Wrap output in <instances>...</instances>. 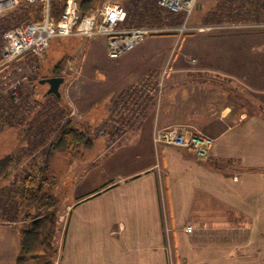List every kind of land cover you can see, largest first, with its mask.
Returning a JSON list of instances; mask_svg holds the SVG:
<instances>
[{"label":"crops","instance_id":"obj_1","mask_svg":"<svg viewBox=\"0 0 264 264\" xmlns=\"http://www.w3.org/2000/svg\"><path fill=\"white\" fill-rule=\"evenodd\" d=\"M149 37L154 38L138 45L141 53L114 61L127 71L107 70L101 103L86 96L88 105L77 107L84 121L106 116L111 124L103 134L106 144L120 143L98 159L107 167L101 184L78 159L68 166L78 191L58 210V264H264V55L257 64L255 52L264 51V41L250 40L245 64L242 54L217 49L214 67L202 63L203 57L194 67L187 53H169L172 40ZM30 58L37 57L28 53L20 59ZM231 60L239 62L238 69L229 68ZM148 78L157 84L130 92ZM0 83L4 99L8 94ZM4 102L9 109L10 102ZM40 107L39 119L51 118L48 110L59 108L51 119L62 123V103ZM3 118L4 124L16 125L11 114ZM176 123H189L214 138L206 158L154 145L155 130Z\"/></svg>","mask_w":264,"mask_h":264},{"label":"rangeland","instance_id":"obj_2","mask_svg":"<svg viewBox=\"0 0 264 264\" xmlns=\"http://www.w3.org/2000/svg\"><path fill=\"white\" fill-rule=\"evenodd\" d=\"M103 1L105 0H101L96 7L102 4ZM118 1L122 2L125 6L129 4V0ZM221 1L222 0H198L187 19V29L182 31L178 29V27L183 25V21L180 25L171 27V30L153 36H160L165 40L166 44L172 40L169 53H187V57H190V60H194L192 61L195 64L194 67H197L196 65L201 63L200 58L202 57L206 59L203 60L202 63L214 67L216 64L214 58L217 49L218 53L224 52L229 55L235 53V56L242 54L243 57L241 58L245 60H241L243 63H240L245 64L244 61H246V52L248 51L250 40L251 42H255L256 45L264 41V28L245 26V24H259V22L252 20L236 22L243 25L241 28L223 26L231 24L228 22L221 25L206 23L205 21L210 20L212 13L215 12L217 5ZM8 12L10 11H7L5 14ZM149 38L151 39L154 37H148V40ZM88 39L80 37H63L60 38V40L56 39L51 43L42 58L18 59L10 67L12 71L11 77L15 79L13 81L15 82L19 79L22 82L15 90H6L7 93H4L8 94V96L12 94L15 96L14 99L11 97L9 112L11 116L14 117V120H17L14 122L16 125H11L9 123L4 124L3 120L0 119V159L10 154L15 158L16 162L12 173L7 178L0 180V264L15 263L16 256L20 250V229L28 223V220L26 222L23 221L21 217L22 209L20 210V207H18L20 190L17 188V185H19L24 170H36L39 165L42 164L41 162H43L46 151L56 136L57 132H55V129H57L59 125L63 124L68 119H72L76 126L90 129V132L95 138V145H93L91 149H87L84 155L78 159L79 166L84 167V170L85 166H90V168L88 167L86 170L89 171L90 174L94 172L91 176L95 178L97 184H101L102 181L106 179L107 167H104L101 163L103 160L100 156L104 155L105 151H109L107 149H112L119 145L120 142L118 140L117 142H110V144L107 142L106 144V136L103 134L106 130H111V124L108 120H104L106 116L91 123L89 121H84V117L81 116L78 108L88 105L89 99H86V96H92L91 98L94 99L91 100H94L95 103H101L102 97L106 95L104 92L106 86L109 84L104 82V75L107 70L108 72L116 70L114 74H121L127 71L128 66H123L120 69L114 63L117 59L113 60L108 57L106 53L105 37L96 36L90 40ZM148 40L146 39L142 44L147 43ZM163 47L164 46H162V48ZM162 52L165 53L166 50ZM255 52L257 53V64L258 62L263 63L262 57L264 51L255 50ZM138 53H141L139 46L125 53L121 58L125 59ZM258 53H261V55ZM231 61H228V63H230L228 64L229 68L238 69L240 66L239 62L237 60L235 62ZM57 64H61V67H56V69L61 71L60 75L54 73V68ZM90 74H92V76H90ZM160 75H163V72ZM53 76H61L64 78L63 83L60 85V97L47 94L49 85L40 82L41 79ZM115 79H117V77L113 78V80ZM141 83L142 81L131 86L130 92L136 91L137 88L145 84V86H152L153 84L155 86L157 81L148 78L144 82V85H140ZM41 103H62L64 111H62L61 117H58V119H61L62 123L60 124L56 122L57 120L55 121L50 118L53 121V125H50V120L47 122L46 116L39 119L41 117L39 112H42L40 111ZM99 104L96 105L99 107ZM32 106L34 108H31V111H29ZM13 107H17V109L14 110ZM72 108L75 109L74 113H72ZM59 110V108H53L48 111H51V116L56 119L54 111L58 112ZM88 122L90 123L89 125ZM180 124L198 131L194 125L189 123H176L165 128L178 126ZM163 129L164 128H159L154 132L153 143L155 146L165 144L155 141L156 132ZM40 130H42V133H40ZM90 151L91 153L89 154H93L92 157L87 154ZM59 155L60 157H58ZM119 156L120 153L113 157L112 160L119 159ZM99 158L101 161H99ZM62 160H64V162H62ZM65 160L67 163H65ZM73 161V159H70L60 152H55L53 157L49 160L57 181L52 191L59 198L58 210L62 208L63 202L66 203L74 200L78 191L77 187H74L69 181V178L74 176V170L68 167ZM92 162L93 165L91 164ZM157 166L161 175L163 193H165L163 178L165 173L161 165L158 164ZM120 169L122 170V166H120L119 170ZM109 171L112 172L110 165ZM12 199L13 202H11ZM191 225L193 227V224ZM187 226L190 225L188 224ZM166 232L169 244L173 246V232H170V230L168 231V228ZM60 233L61 225L58 226V231L55 236V242L57 244L59 243L58 238L60 237ZM58 260L59 252L55 264H58ZM174 264H177L176 261ZM178 264H186V262L178 261Z\"/></svg>","mask_w":264,"mask_h":264},{"label":"trees","instance_id":"obj_3","mask_svg":"<svg viewBox=\"0 0 264 264\" xmlns=\"http://www.w3.org/2000/svg\"><path fill=\"white\" fill-rule=\"evenodd\" d=\"M78 1L81 14H85L91 8H95L101 0ZM65 3L66 0H50V12L55 18L60 16ZM43 8V3L29 4L20 0L13 10L2 16L0 18V49L3 44L2 36L6 30L21 24L41 22L44 18ZM211 16L210 20L205 21L206 23L221 25L226 22L250 20L264 22V0H222ZM183 21V14L166 11L157 4V0H129L123 25L178 26ZM60 65L55 66V74H61V71L56 69L61 67ZM2 97L4 99H0V115L6 121L11 113L4 101L11 102V97L14 99L15 96L12 94ZM13 109L16 110L17 107ZM50 117L52 118L51 115ZM49 120L51 119L47 117V122ZM55 132H57L56 136L48 147L42 164L36 170H24L17 185L20 190L18 207L22 209L23 221L28 220V223L20 229V250L14 264H55L59 252L58 244L55 242L59 226V198L52 191L57 181L49 160L55 152H60L70 159H79L87 149L95 145V138L90 129L76 126L72 119L59 125ZM15 165V158L12 155L2 157L0 180L7 178Z\"/></svg>","mask_w":264,"mask_h":264},{"label":"built area","instance_id":"obj_4","mask_svg":"<svg viewBox=\"0 0 264 264\" xmlns=\"http://www.w3.org/2000/svg\"><path fill=\"white\" fill-rule=\"evenodd\" d=\"M29 4L43 3L44 18L41 22L21 24L3 33V44L0 49V71L2 86L6 90H15L22 81H13L11 65L25 54L42 58L53 39L59 37L106 38V53L116 59L133 50L147 37L171 30L173 26H125L123 25L126 6L118 0H105L85 14H81L78 0H66L64 9L58 18L50 12V0H24ZM20 0H0V18L13 10ZM198 0H157V4L166 11L183 14L184 23L179 30L187 29V19ZM223 26L241 28L242 24L231 23ZM245 26L264 28V22L245 24ZM144 80L140 85H144ZM1 85V83H0ZM146 85V84H145ZM144 85V86H145ZM156 142H163L193 151L198 157L206 158L214 143L208 135L187 128L185 125L164 128L155 134ZM191 231L192 226H187Z\"/></svg>","mask_w":264,"mask_h":264},{"label":"water","instance_id":"obj_5","mask_svg":"<svg viewBox=\"0 0 264 264\" xmlns=\"http://www.w3.org/2000/svg\"><path fill=\"white\" fill-rule=\"evenodd\" d=\"M63 81L64 78L61 76H53L40 80L41 83H47L49 85L47 94L55 95L57 97L61 96L60 85L63 83Z\"/></svg>","mask_w":264,"mask_h":264},{"label":"bare ground","instance_id":"obj_6","mask_svg":"<svg viewBox=\"0 0 264 264\" xmlns=\"http://www.w3.org/2000/svg\"><path fill=\"white\" fill-rule=\"evenodd\" d=\"M73 37H76V36H73ZM60 38H63V37H59V39H60Z\"/></svg>","mask_w":264,"mask_h":264}]
</instances>
